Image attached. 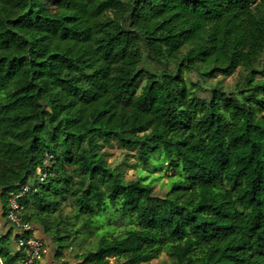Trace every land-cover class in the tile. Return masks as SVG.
<instances>
[{
	"label": "trees",
	"instance_id": "trees-1",
	"mask_svg": "<svg viewBox=\"0 0 264 264\" xmlns=\"http://www.w3.org/2000/svg\"><path fill=\"white\" fill-rule=\"evenodd\" d=\"M239 68L231 91L183 75ZM113 140L144 167L162 156L166 192L109 163ZM26 182L24 218L58 264H264V0H0L6 223ZM107 214L124 231L66 259ZM17 236L0 231V264H22Z\"/></svg>",
	"mask_w": 264,
	"mask_h": 264
},
{
	"label": "rangeland",
	"instance_id": "rangeland-1",
	"mask_svg": "<svg viewBox=\"0 0 264 264\" xmlns=\"http://www.w3.org/2000/svg\"><path fill=\"white\" fill-rule=\"evenodd\" d=\"M245 74L246 72L243 69L239 68L229 76L218 75L215 78L203 80L195 70L183 72L184 77L189 83L198 81L201 88H211L213 85L216 86L217 84H221L223 89L226 91L234 90L236 84L243 79ZM104 150L107 153L108 162L113 166H115L116 164H121L123 161L125 162L123 167L126 179L135 178L138 175H144L145 177H147L146 182H151L154 191L157 194H163L166 192L169 185H167V183L171 180V177L175 175V172L173 170L167 169L165 162L162 164V156H152L149 165L147 167H144L137 162L134 151L126 150L114 140L110 145L104 147ZM37 173L38 169L36 171V174ZM71 210L72 207L70 206L68 201L62 203V214H70ZM124 225L125 221L119 219L117 214H107L104 219L98 222V224L89 227V230L93 232L90 237L85 238V240L77 239L72 247L65 249L66 259L70 260L71 263H74V255L76 253L84 252L88 249L93 248L96 239L102 234H121L125 229ZM7 226L9 227V224L6 223V221L2 218L0 211V231L7 230ZM43 239L45 240V242L47 241V244L45 246L46 251L43 258L45 257L47 259H50L52 256V247L48 242V239H46L45 237ZM50 264H58V262H55L51 259ZM142 264H171V262L167 254L162 253L158 258H155L148 263Z\"/></svg>",
	"mask_w": 264,
	"mask_h": 264
},
{
	"label": "built area",
	"instance_id": "built-area-1",
	"mask_svg": "<svg viewBox=\"0 0 264 264\" xmlns=\"http://www.w3.org/2000/svg\"><path fill=\"white\" fill-rule=\"evenodd\" d=\"M53 161L52 155L45 153V158L37 173L39 182L46 179L48 169ZM29 190L30 183L26 182L9 192L5 218L15 234H18L16 246L21 248L24 253L22 264H39L46 248L43 239L34 235V224L24 218L23 198Z\"/></svg>",
	"mask_w": 264,
	"mask_h": 264
},
{
	"label": "crops",
	"instance_id": "crops-1",
	"mask_svg": "<svg viewBox=\"0 0 264 264\" xmlns=\"http://www.w3.org/2000/svg\"><path fill=\"white\" fill-rule=\"evenodd\" d=\"M7 228H8V226H7ZM34 235H36V236H38V237H40V238H44L43 237V233H42V231L39 229V227L37 226V225H35L34 224ZM51 261V259H47V258H43L42 260H41V262H40V264H50V261Z\"/></svg>",
	"mask_w": 264,
	"mask_h": 264
}]
</instances>
